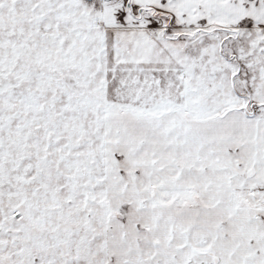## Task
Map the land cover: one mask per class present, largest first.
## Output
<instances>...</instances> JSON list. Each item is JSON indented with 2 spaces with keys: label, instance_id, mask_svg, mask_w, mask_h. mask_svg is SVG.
<instances>
[{
  "label": "snow or ice",
  "instance_id": "1",
  "mask_svg": "<svg viewBox=\"0 0 264 264\" xmlns=\"http://www.w3.org/2000/svg\"><path fill=\"white\" fill-rule=\"evenodd\" d=\"M0 264H264V0H0Z\"/></svg>",
  "mask_w": 264,
  "mask_h": 264
}]
</instances>
